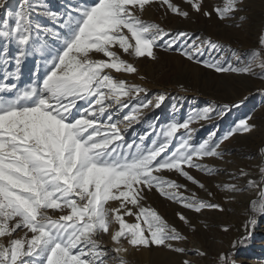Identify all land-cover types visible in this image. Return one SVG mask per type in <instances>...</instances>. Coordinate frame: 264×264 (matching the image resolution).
<instances>
[{
    "label": "snow or ice",
    "instance_id": "6c2138e0",
    "mask_svg": "<svg viewBox=\"0 0 264 264\" xmlns=\"http://www.w3.org/2000/svg\"><path fill=\"white\" fill-rule=\"evenodd\" d=\"M185 2L195 12L202 11L201 0ZM244 3L227 0L226 7L215 11L225 19ZM6 4L7 0H0V10ZM156 5L166 6V11L176 16H189L171 0H93L91 4L81 0L65 15L45 10V17L52 22V27H46L32 20L33 15L40 14L39 0H21L17 11H7L0 21V71L7 73L0 82V240L7 238L0 243V264H108L109 258L115 259L113 254L128 251L121 246L122 239L133 249L155 246L187 254L184 248L172 246L173 241L186 237L156 211L142 206L145 193L153 189L193 213L223 211L217 204L199 200L195 193L191 197L181 195L182 185L159 174L177 173L207 191L186 168L205 176L216 175V169L200 162L209 157L222 158L225 141L238 133L253 132L248 120L216 143L205 141L195 146L191 124L197 119H212L215 110H206L188 122L172 123L156 132L151 147H145L152 133L139 137L138 143H127L128 129L121 130L120 121L114 120L110 111L113 106L123 111L132 101H138L143 109L152 106L151 100L141 99L142 94L147 96L144 88L128 86L111 75L137 73V68L122 57L157 60L155 50L171 51L180 44L187 45L181 52L186 59L218 73L252 71L250 63L234 67L227 62L219 46L211 41L197 43L199 37L193 39L186 32L172 34L144 21L142 14ZM41 35L50 38L55 51L47 43H39ZM12 47L16 48L14 57L9 56ZM205 48L210 57L219 59L200 60ZM37 53L49 62L47 72L42 79L36 73L33 82L22 90L16 83L21 66ZM8 80L14 82L9 84ZM156 99L154 107L159 109L165 97ZM140 111L133 109L125 119L140 123ZM182 130L185 135L178 136ZM174 140L179 141L178 146L169 152ZM248 177L249 173L241 169L240 178H247L245 182L237 178V183L221 191L235 196L255 190L264 201V166L259 167V179ZM208 195L212 193L208 191ZM110 201H118L119 206L110 210ZM255 203L251 202L253 206ZM50 212L59 214L58 218ZM253 212L254 207L249 209L250 217ZM258 214L264 215V205ZM125 216L135 217L136 222L127 223ZM178 219L189 224L184 215L178 214ZM255 222L248 219L246 231ZM113 224L119 226L114 234L110 231ZM222 230L229 231L227 227ZM20 231L25 235L16 238ZM102 234L109 235L117 246L102 249L97 240ZM219 259L227 264L225 255ZM183 264H189V260Z\"/></svg>",
    "mask_w": 264,
    "mask_h": 264
},
{
    "label": "rangeland",
    "instance_id": "374dc122",
    "mask_svg": "<svg viewBox=\"0 0 264 264\" xmlns=\"http://www.w3.org/2000/svg\"><path fill=\"white\" fill-rule=\"evenodd\" d=\"M171 2L182 12H188L189 16L187 18L176 16L167 12L166 6L156 5L142 14L141 18L147 23L159 25L164 31L172 34L186 32L193 39L199 37L197 43L211 41L219 46L220 55H223L227 62L232 63L234 67H243L250 63L252 71L248 74L218 73L213 68L204 67L202 63L186 59L181 52L187 48V45L180 44L171 51L155 50L157 60L146 57L139 59L122 57L137 68V73L111 72L113 78L128 86L144 88L147 96L142 94L141 99L145 102L152 101V106L147 109H143L138 101H132L129 108L123 111H117L115 106L110 109L114 113L113 119L120 121L121 130L128 129L125 141L132 143L135 140L138 143L139 137L151 132L152 135L144 142L145 147H151L152 141L156 139V132L172 123L188 122L197 113L206 110H215L212 119H197L191 124L193 130L191 142L195 146L205 141L218 142L225 135H231L237 125L245 120H248L254 130L251 133H238L225 141L221 146L222 158L209 157L200 162L216 169V175L205 176L195 169L186 168L190 175L205 185L207 191L191 184L177 173L159 174L163 179L182 185L181 195L191 197L195 193L199 200L217 204L223 211L205 209L202 213H193L180 204L165 199L155 189L145 193L142 206L156 211L170 227L186 237L182 241H173L172 246L184 248L187 254L174 253L169 249L155 246L148 249L142 247L133 249L123 239L121 246L128 248L130 260L134 263L183 264L187 259L189 264H223L219 257L225 255L227 264H264V215L258 214L264 201H261L259 196L255 199L251 198L255 190L235 196L221 191V188L237 183L241 169L249 173L248 178L259 179V167L264 166V154H262L264 79L261 78L264 77V66H262L264 65V0H245L238 12L228 14L225 19H220L215 10L226 7L227 0H201L200 13L195 12L185 0H171ZM20 3L21 0H7L5 9L0 10V21L5 18L7 11L15 13ZM87 3L91 4L93 0H87ZM39 4L40 14L33 15L32 20L43 26L52 27V22L44 15L45 10L65 15L74 6L80 5L81 0H39ZM204 12L209 13L210 16H205ZM39 43H47L53 51L56 50V45L44 35L40 36ZM207 51L205 48V55L199 57L200 60L215 62L219 59V56L210 57ZM15 55L16 48L12 47L9 56ZM48 63L39 53L29 56L21 66L20 79L16 81L18 87L22 90L26 89L33 82L36 73H39L42 79L47 72ZM5 75L7 73L0 71V82ZM13 82L7 81L9 84ZM161 95L165 100L161 107L156 109L154 107L156 98ZM135 108L141 109L138 113L140 123L125 119L133 114ZM177 135L181 136L185 133L182 130ZM178 143V140H174L169 152L173 151ZM246 179L240 178L239 182L244 183ZM218 185L220 187H217ZM208 191L212 196L208 195ZM253 200L256 201L254 206L251 204ZM118 206V201H110L108 204L110 210ZM253 207L254 212L250 217L249 209ZM49 214L53 215L54 219L59 215L51 212ZM178 214L184 215L189 220V224L180 221ZM250 218L255 219L256 222L253 228L246 231L245 224ZM124 219L127 223L136 222L135 217L125 216ZM225 227L229 229L228 232L222 230ZM117 230L119 226L116 224L110 228L112 234ZM24 235L25 233L20 231L16 238ZM30 236L31 234L29 238ZM246 236L244 243L233 247L234 243L244 240ZM4 240H0V243ZM97 240L102 249L117 246L109 235L102 234ZM199 252H204L205 255L200 256ZM120 254H113L115 259L109 258L108 264H120V261L126 262L124 264H132L128 259L123 260ZM158 254L162 257L161 262L156 261Z\"/></svg>",
    "mask_w": 264,
    "mask_h": 264
},
{
    "label": "bare ground",
    "instance_id": "6f19581e",
    "mask_svg": "<svg viewBox=\"0 0 264 264\" xmlns=\"http://www.w3.org/2000/svg\"><path fill=\"white\" fill-rule=\"evenodd\" d=\"M148 111V110H147ZM203 123V122H202ZM240 151V150H239ZM259 196V193H258V191H256L255 193H254V195L251 197V198H257ZM156 254V253H155ZM121 255V258L123 259V260H127L128 259V261L129 262H131L132 264H142V262H140V263H134V262H132V260H130V256H129V252L127 251V252H123V253H121L120 254ZM161 259H162V257L161 256H159V254L158 255H156V261L158 262V261H160L161 262ZM172 261V260H171ZM175 261V260H174ZM169 262V261H168ZM124 263H126V262H124ZM171 263V262H170Z\"/></svg>",
    "mask_w": 264,
    "mask_h": 264
}]
</instances>
